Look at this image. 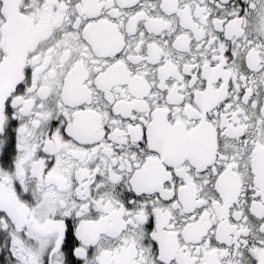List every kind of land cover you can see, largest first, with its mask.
Here are the masks:
<instances>
[{
  "label": "snow or ice",
  "instance_id": "snow-or-ice-1",
  "mask_svg": "<svg viewBox=\"0 0 264 264\" xmlns=\"http://www.w3.org/2000/svg\"><path fill=\"white\" fill-rule=\"evenodd\" d=\"M0 264H264V0H0Z\"/></svg>",
  "mask_w": 264,
  "mask_h": 264
}]
</instances>
